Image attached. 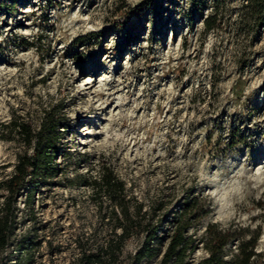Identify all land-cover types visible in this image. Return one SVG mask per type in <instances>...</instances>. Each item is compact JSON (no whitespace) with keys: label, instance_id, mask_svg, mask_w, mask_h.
<instances>
[{"label":"rangeland","instance_id":"obj_1","mask_svg":"<svg viewBox=\"0 0 264 264\" xmlns=\"http://www.w3.org/2000/svg\"><path fill=\"white\" fill-rule=\"evenodd\" d=\"M141 1L16 0L0 13V122L59 99L69 122L67 168L22 227L38 242L27 264H73L77 238L100 220L77 176L105 165L169 216L192 187L211 212L189 234L210 221L259 226L264 252V6L252 16L246 0H159L142 16ZM19 149L0 137L6 172ZM137 244L114 264H134Z\"/></svg>","mask_w":264,"mask_h":264},{"label":"trees","instance_id":"obj_2","mask_svg":"<svg viewBox=\"0 0 264 264\" xmlns=\"http://www.w3.org/2000/svg\"><path fill=\"white\" fill-rule=\"evenodd\" d=\"M158 1L142 0L135 13L143 16ZM202 1L193 0L192 7L199 9ZM14 2L0 0V13ZM263 6L264 0H246L245 4L252 16L261 13ZM204 24L206 30L213 28L214 17L206 18ZM64 108L59 99L38 105L34 115L29 110L23 114L12 111L7 122H0V137L20 147L11 170L6 172L7 165H0V264H27L33 259L38 242L32 227H22L35 219L36 196L59 183L67 168L71 149L65 137L69 122ZM77 177L89 188L100 220L97 228L77 238L73 264H114L133 238L138 239L129 255L134 264L156 255L160 256L157 264H264V252L256 249L259 226L210 221L200 237L188 233L211 212V201L192 187L184 194L178 212L169 216L162 200L145 208L129 195L124 181L109 166H100L95 175ZM198 248L204 254L194 258Z\"/></svg>","mask_w":264,"mask_h":264}]
</instances>
